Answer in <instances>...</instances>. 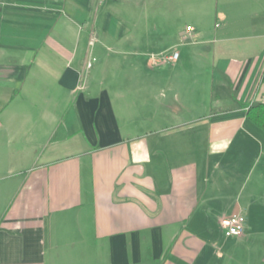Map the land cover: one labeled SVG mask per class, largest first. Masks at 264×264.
<instances>
[{"label": "crops", "instance_id": "obj_1", "mask_svg": "<svg viewBox=\"0 0 264 264\" xmlns=\"http://www.w3.org/2000/svg\"><path fill=\"white\" fill-rule=\"evenodd\" d=\"M177 4L0 0V264H264V0Z\"/></svg>", "mask_w": 264, "mask_h": 264}, {"label": "rangeland", "instance_id": "obj_2", "mask_svg": "<svg viewBox=\"0 0 264 264\" xmlns=\"http://www.w3.org/2000/svg\"><path fill=\"white\" fill-rule=\"evenodd\" d=\"M201 4H202V0H178V4L175 7L179 11V15L177 16V26L181 28L185 26L186 22L194 21L196 19L195 13H197L198 15H201L200 14L201 12H198L199 10L201 11V9H203V6ZM205 20L213 22V15L209 14V18L207 17V19L205 18ZM210 22H207V25ZM207 32L208 31H206V33ZM160 34L164 37V42L167 41L168 43L164 47H161V49H159V52L160 51L165 52L166 50L170 49L171 46L178 45V43L180 42V39H178V33H145V36L147 37L146 38L144 37L143 40L153 41L154 39L158 38ZM180 49H181L180 46L176 48L178 53L180 52ZM199 62H204L202 57H199V58L193 57V59L189 58L186 61L187 64L184 65L185 70L179 72L180 75L178 76V79L182 81L180 83H182L185 88H190L189 86H193V84H191L193 83V80L194 82H198V84L200 85H202V83L204 82L209 81V77H211V75H209L205 70H201L200 67H197L196 63H199ZM118 73H121V71ZM121 76H123V73ZM161 78H170V77H167V75L166 76L162 75ZM201 87L202 86L194 85L192 87V91L193 89L195 91L192 93H189L190 96L188 99L189 100L192 99L191 100L192 102L195 101L197 103V99L202 97L204 94L206 96V92L204 93V90ZM206 100H208V96L206 97ZM213 100L214 99L212 98V104H213ZM194 112H197V111H194Z\"/></svg>", "mask_w": 264, "mask_h": 264}, {"label": "built area", "instance_id": "obj_3", "mask_svg": "<svg viewBox=\"0 0 264 264\" xmlns=\"http://www.w3.org/2000/svg\"><path fill=\"white\" fill-rule=\"evenodd\" d=\"M186 33H189L192 31V28L190 26H186L185 28ZM186 37V34L183 35V38ZM93 38H91L90 43H92ZM178 51L177 50H170L168 52L159 53L156 55H153V60L155 62H158L160 60H163V62H174L178 58ZM244 223H245V217L241 213H234L230 216H226L220 219V225L222 228V231L225 236H239L244 232Z\"/></svg>", "mask_w": 264, "mask_h": 264}, {"label": "trees", "instance_id": "obj_4", "mask_svg": "<svg viewBox=\"0 0 264 264\" xmlns=\"http://www.w3.org/2000/svg\"><path fill=\"white\" fill-rule=\"evenodd\" d=\"M260 81L264 84V69ZM244 108L247 118L264 131V100L253 99Z\"/></svg>", "mask_w": 264, "mask_h": 264}]
</instances>
